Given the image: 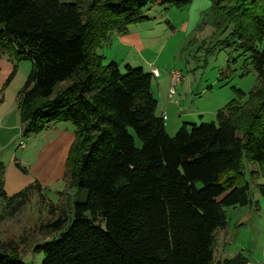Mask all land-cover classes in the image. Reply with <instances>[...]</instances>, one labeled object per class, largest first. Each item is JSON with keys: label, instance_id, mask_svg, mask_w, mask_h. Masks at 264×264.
<instances>
[{"label": "trees", "instance_id": "16d2710c", "mask_svg": "<svg viewBox=\"0 0 264 264\" xmlns=\"http://www.w3.org/2000/svg\"><path fill=\"white\" fill-rule=\"evenodd\" d=\"M192 0H0V57L29 61L18 92L20 136L71 122L70 185L85 192L72 217L43 226L41 264H249L240 253L214 260L227 208L251 205L242 159L264 165V0H210L212 23L230 32L258 85L209 123L174 136L156 114L154 78L141 67L104 63L109 34L147 20L149 5ZM224 42V41H223ZM15 75V67L7 82ZM139 142L140 146L136 145ZM5 167L0 163V198ZM264 197V184L257 187ZM0 264H23L11 245Z\"/></svg>", "mask_w": 264, "mask_h": 264}, {"label": "rangeland", "instance_id": "374dc122", "mask_svg": "<svg viewBox=\"0 0 264 264\" xmlns=\"http://www.w3.org/2000/svg\"><path fill=\"white\" fill-rule=\"evenodd\" d=\"M210 8V0H192L181 8L149 5L142 12L147 20L128 28L139 38L137 49L120 48L113 33L98 50L104 54L105 64L114 53L128 54L135 58L133 67L158 70L151 92L157 101L156 114L166 116L165 131L171 137L183 123L214 122L216 112L236 98L234 89L248 94L258 85L237 41L226 39L231 27L217 29ZM0 58L13 64L11 68L6 61L0 66V163L6 177L16 172L19 189L24 192L16 200L0 198V247L11 245L23 264H41L43 253L34 248L53 236L46 234L43 226L59 217H72L73 204L85 200V192L70 185L68 173L76 128L71 122L59 121L39 134L21 138L17 96L31 63ZM14 67L15 75L7 82ZM173 71H178L181 79L169 98ZM136 145L139 147V142ZM241 163L251 205L226 209L227 226L215 234L214 260L231 259L240 253L249 264H264V197L257 189L264 184V165L244 158Z\"/></svg>", "mask_w": 264, "mask_h": 264}, {"label": "crops", "instance_id": "0c3cea01", "mask_svg": "<svg viewBox=\"0 0 264 264\" xmlns=\"http://www.w3.org/2000/svg\"><path fill=\"white\" fill-rule=\"evenodd\" d=\"M128 28H127V32L125 34H117L115 32H111L109 34V36H108L106 41H108L111 38L112 34L115 33L116 36H117L116 39L120 41V46H121L120 48H125V47L131 48L132 47L134 49H137L138 46L140 45L139 38L137 37V35L135 33H130ZM102 45L103 44H101L100 48L97 49V52H98V50L102 49ZM107 47H109V45ZM98 53L104 57L103 53H101L100 51ZM112 55L113 56H111V55L109 56L110 61H115V62L117 61L116 63H118L119 68L121 69V71H123V68H124L125 65H127V64L131 65L133 63V61H135L134 60L135 59L134 56L133 57H129L128 54L127 55H119L117 53H114ZM6 61H7L6 64L9 63L11 65V68H12L13 64H11L9 62V60H6ZM6 61H5V59L0 58V66L1 65H5ZM144 71L147 72L146 70H144ZM2 76L5 79L6 73H3ZM158 116L162 117L163 115H158ZM12 167L13 166L10 165V168L13 170ZM4 177H6L5 171H4ZM17 180H18V177L16 175V172H14V173H12V174H10V175H8L6 177L5 184H4V181H3V191H4L5 196H6L7 199L21 191V189H19Z\"/></svg>", "mask_w": 264, "mask_h": 264}, {"label": "built area", "instance_id": "2783aa9c", "mask_svg": "<svg viewBox=\"0 0 264 264\" xmlns=\"http://www.w3.org/2000/svg\"><path fill=\"white\" fill-rule=\"evenodd\" d=\"M149 72L152 74L154 78L159 77V72L156 68L150 66ZM181 79V74L178 71H173L170 73V78H169V89H168V97L172 98V96L175 93V86L179 84ZM163 121L166 120V116H162Z\"/></svg>", "mask_w": 264, "mask_h": 264}]
</instances>
